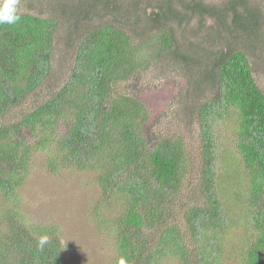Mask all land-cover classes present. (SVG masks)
I'll return each mask as SVG.
<instances>
[{"label": "trees", "instance_id": "obj_1", "mask_svg": "<svg viewBox=\"0 0 264 264\" xmlns=\"http://www.w3.org/2000/svg\"><path fill=\"white\" fill-rule=\"evenodd\" d=\"M19 2L36 11L0 24V264H71L53 229L29 228L10 205L37 151L52 171L97 172L101 209L125 200L111 229L116 264H222L235 220L222 184L238 179L239 219L250 229L233 249L241 264H264V91L253 74L263 61L264 0ZM159 62L186 80L181 114L197 130L196 159L181 133L149 138L148 108L122 91ZM198 158L204 201L176 210Z\"/></svg>", "mask_w": 264, "mask_h": 264}, {"label": "rangeland", "instance_id": "obj_2", "mask_svg": "<svg viewBox=\"0 0 264 264\" xmlns=\"http://www.w3.org/2000/svg\"><path fill=\"white\" fill-rule=\"evenodd\" d=\"M19 10L35 12L33 6L18 3ZM254 63V62H253ZM252 63V64H253ZM253 74L256 82L264 91V54L263 61L253 65ZM122 91L139 98L148 108L151 119L145 127L148 137L172 135L181 133L185 137V146L191 159L200 156L197 130L194 126L188 127L190 122L183 112L184 91L187 89L183 76L164 62L154 64L148 70L137 73L133 78L123 83ZM29 103L24 106L27 108ZM187 120V121H186ZM187 122V123H186ZM28 142H34L27 137ZM231 156L224 165L231 174L235 167L236 155ZM46 152L37 151L29 163L26 180L17 187V200L10 202L16 207L22 221L29 228L41 226L55 231L61 240L63 262L71 264H116L115 236L111 229L121 212L125 200L117 197L114 201L101 203V188L97 180V172L87 170L78 171L75 168H62L52 171L47 164ZM191 172L184 181V188L176 203V210L194 200L202 204L204 197L199 179V158L192 165ZM218 182H222V176ZM234 188L239 189L238 179L231 181ZM227 194L224 202L232 207L229 214L234 226L230 229L223 241L225 251L222 264H241L239 251L233 248L240 247L244 236L250 229L243 217L239 219L245 209L237 205L236 192L227 183L222 184ZM0 211H5V205L0 200ZM100 218H102L101 221ZM104 222V223H103ZM182 229L185 240L191 238L187 222L181 212H177L176 221ZM193 234V233H192ZM195 235V234H193ZM234 244V247H233ZM233 249V250H232ZM230 254L232 257L230 258ZM236 256V258H235ZM161 264H178L175 259L168 258Z\"/></svg>", "mask_w": 264, "mask_h": 264}, {"label": "clouds", "instance_id": "obj_3", "mask_svg": "<svg viewBox=\"0 0 264 264\" xmlns=\"http://www.w3.org/2000/svg\"><path fill=\"white\" fill-rule=\"evenodd\" d=\"M19 0H0V24H15L20 20ZM48 242L47 236H41L37 242V248L43 249ZM117 264H126L124 258H119Z\"/></svg>", "mask_w": 264, "mask_h": 264}]
</instances>
